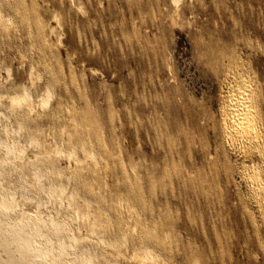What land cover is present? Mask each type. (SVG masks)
<instances>
[{
	"label": "rangeland",
	"instance_id": "obj_1",
	"mask_svg": "<svg viewBox=\"0 0 264 264\" xmlns=\"http://www.w3.org/2000/svg\"><path fill=\"white\" fill-rule=\"evenodd\" d=\"M177 3L0 0L17 22L16 32H0V65H9L19 83L27 69L19 52L37 64L44 55L58 79L49 112L21 109L14 122L43 141L41 128L53 125V114L66 140L88 139L107 157L106 174L90 164L75 169L77 189L109 213L94 215L107 237L117 217L132 225L117 195L121 190L138 206L141 227L170 264H263L257 239H264V207H255L240 164L260 166L264 179V153L246 159L223 134L220 112L231 77L242 74L264 122V0ZM81 6L84 13L76 9ZM19 165H8L15 175L2 183L39 191L31 167L57 181L70 171L47 156ZM105 181L108 190L98 191L95 182ZM69 201L85 210L80 201ZM130 240L136 243L137 234L131 232ZM81 245L93 251L97 264H128L95 241Z\"/></svg>",
	"mask_w": 264,
	"mask_h": 264
},
{
	"label": "bare ground",
	"instance_id": "obj_2",
	"mask_svg": "<svg viewBox=\"0 0 264 264\" xmlns=\"http://www.w3.org/2000/svg\"><path fill=\"white\" fill-rule=\"evenodd\" d=\"M172 1L178 4L177 0ZM79 8L76 9L84 13V8ZM12 29L17 31V22L0 5V32ZM52 29L50 32L53 33ZM19 53L21 66L27 59L25 80L15 82L12 68L4 63L0 65V264H97L98 258L93 251L87 245H81L84 241L97 242L117 259L124 258L128 264H170L169 259L146 236L141 227L138 206L125 198L130 196L129 193L117 191L121 207L132 225L123 226L117 217L116 229L111 237L99 231L94 215L110 218L109 213L100 203L81 194L75 186L77 166L90 164L96 170L105 174L108 172L107 157L91 141L87 139L74 143L66 140L63 137L65 127L53 114V125L41 128L45 137L43 141L26 133L23 123L14 122L21 109L32 115L49 112L58 80L52 64L44 55L41 63L37 64L26 54ZM236 76L231 77L234 84L222 97L224 103L220 117L223 134L239 147L246 159L253 156L262 158L264 122L256 95L244 75ZM5 83H9L10 87L3 90ZM67 111L72 120L71 111ZM46 156L64 161L70 169L69 173L59 174L61 179L57 181L40 167H31V179L39 191L27 183L11 180L8 184L2 183V179H12L15 175L8 165L12 164L17 170L21 168L19 163L30 164L34 159ZM240 167L252 188L255 207L263 209L264 179L260 166H249L243 161ZM95 185L98 191H106L109 187L106 181L102 184L95 182ZM69 199L80 201L85 210L72 206ZM59 217L61 219H57ZM131 232L137 234L136 243L130 240ZM257 241L264 254V239L258 238Z\"/></svg>",
	"mask_w": 264,
	"mask_h": 264
},
{
	"label": "snow or ice",
	"instance_id": "obj_3",
	"mask_svg": "<svg viewBox=\"0 0 264 264\" xmlns=\"http://www.w3.org/2000/svg\"><path fill=\"white\" fill-rule=\"evenodd\" d=\"M68 219H71L70 217Z\"/></svg>",
	"mask_w": 264,
	"mask_h": 264
}]
</instances>
